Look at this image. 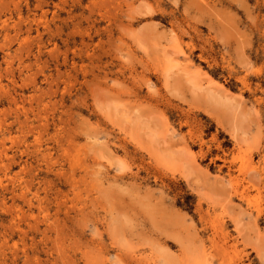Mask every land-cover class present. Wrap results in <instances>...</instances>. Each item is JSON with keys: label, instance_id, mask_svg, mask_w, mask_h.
<instances>
[{"label": "rangeland", "instance_id": "1", "mask_svg": "<svg viewBox=\"0 0 264 264\" xmlns=\"http://www.w3.org/2000/svg\"><path fill=\"white\" fill-rule=\"evenodd\" d=\"M0 264H264V0H0Z\"/></svg>", "mask_w": 264, "mask_h": 264}, {"label": "bare ground", "instance_id": "2", "mask_svg": "<svg viewBox=\"0 0 264 264\" xmlns=\"http://www.w3.org/2000/svg\"><path fill=\"white\" fill-rule=\"evenodd\" d=\"M185 58H187V57H185ZM173 60H174V59H173ZM174 62H177V61H175V60H174ZM246 160H247V159H246ZM248 161H249V160H248ZM246 166H247V165H246ZM246 166H245V168H246ZM243 167H244V166H243ZM245 168H244V169H245ZM241 169H242V168H241ZM250 173H252V174H253V172H252V171H251ZM248 174H249V173H248ZM240 183H241V182H240ZM245 188H246V187H245ZM249 199H250V197H249ZM249 202H250V201H249ZM250 205H251V204H250ZM253 207H254V206H253ZM257 207H258V206H257ZM253 210H254V209H253ZM256 210H257V209H256Z\"/></svg>", "mask_w": 264, "mask_h": 264}]
</instances>
